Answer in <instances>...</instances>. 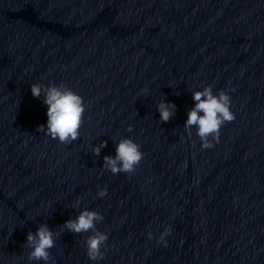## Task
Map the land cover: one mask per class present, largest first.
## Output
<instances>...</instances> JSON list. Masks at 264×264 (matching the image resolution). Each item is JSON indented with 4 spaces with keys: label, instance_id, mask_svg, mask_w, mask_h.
Here are the masks:
<instances>
[{
    "label": "water",
    "instance_id": "1",
    "mask_svg": "<svg viewBox=\"0 0 264 264\" xmlns=\"http://www.w3.org/2000/svg\"><path fill=\"white\" fill-rule=\"evenodd\" d=\"M33 83L84 98L78 140L36 131ZM208 85L236 118L202 149L184 124ZM121 138L144 153L131 176L102 168ZM84 209L108 234L95 262L91 232L60 228ZM42 223L55 264H264V0H0V264H44L24 246Z\"/></svg>",
    "mask_w": 264,
    "mask_h": 264
},
{
    "label": "clouds",
    "instance_id": "2",
    "mask_svg": "<svg viewBox=\"0 0 264 264\" xmlns=\"http://www.w3.org/2000/svg\"><path fill=\"white\" fill-rule=\"evenodd\" d=\"M144 91H147L145 89ZM192 99L194 106L187 111V120L184 129L188 135H192V129H196L202 149L214 147V142H220V130L225 123L235 120V113L231 110V98L226 90H219L214 94L212 86H205L202 90L193 91ZM31 94L34 98H43L47 106V122L39 125L37 132L61 144L70 145L80 138L79 129L83 123L86 110L84 98L74 92L64 83L44 85L42 83L31 84ZM179 94V93H177ZM177 106L164 99L157 104L161 122H168L176 114ZM127 131H133L129 125ZM107 146V141H101L92 147V153L100 156L101 150ZM144 158L141 145L131 138H121L115 145V155L104 156L102 168L110 171L113 175L125 173L133 175ZM107 188L101 189L98 196L103 198L107 195ZM79 201H77V204ZM104 217L94 210L84 209L72 219H69L60 226L61 230H67L72 234L91 232L85 240L86 255L89 260L95 262L104 258L102 247H106L108 234L97 229L96 224L103 221ZM172 228L166 227L160 234L157 243L167 247L166 237L171 233ZM152 239L153 234L147 233ZM56 233L52 231L47 223L40 224L36 231L27 233L26 246L29 249L28 261H43L44 264H55L50 249L55 247Z\"/></svg>",
    "mask_w": 264,
    "mask_h": 264
}]
</instances>
